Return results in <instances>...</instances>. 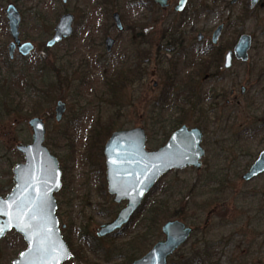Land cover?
<instances>
[{
    "label": "rangeland",
    "instance_id": "rangeland-1",
    "mask_svg": "<svg viewBox=\"0 0 264 264\" xmlns=\"http://www.w3.org/2000/svg\"><path fill=\"white\" fill-rule=\"evenodd\" d=\"M224 1L211 9L213 0H208L210 10L191 20L187 13H174L178 0H172L166 10L148 0H0V197L13 188V167L24 162V156L16 150L17 144L32 141L29 120L42 117L47 126L46 145L57 156L63 171V187L56 194L58 217L66 224V233L71 232L74 248H83V253L94 262L120 264L119 259H111L112 249L146 229L147 220L143 217L147 209L164 200L172 208H181L183 221L197 230L175 256L173 264L205 244L216 253L220 264H264V174L249 182L242 179L264 149V0L253 14L248 13L251 0H238L235 5H229L230 0ZM9 3L16 4L22 14V40L33 42L38 53L46 48L59 18L66 12L75 16L73 37L46 52L47 71L52 76L49 75L45 86L52 99L50 104L46 102L47 108L42 113L51 110L48 118L32 114L35 98L25 95L26 81L19 76L22 66H28L31 88L33 84L41 88L40 75L34 73V69L41 70L34 61L40 55L35 53L25 59L18 56L14 62H8L7 45L11 37L5 8ZM194 11L193 8L191 13ZM115 12L121 14L124 25L131 29L122 33L117 30L112 17ZM221 23L226 25L221 46L236 43L242 34L251 35L253 42L248 62L236 61L222 81L205 83L206 90H214L206 103L214 111H209L210 123L204 130L202 145L206 155L202 168L172 170L163 175L150 191L151 196L147 194L145 212L125 233L114 239L98 238L100 225L114 218L107 216V211L116 208L119 211L125 204H116L108 192L106 159L100 148L104 154L109 138L102 132L112 127L110 123L114 131L143 127L148 134L147 150H157L167 143L173 131L157 122L158 100L168 88L175 92L184 90L187 74L196 71L194 67L187 68L185 50L181 56L178 50L168 52L160 48L168 45L173 32H185L186 47L195 41L199 31L210 42L212 32ZM107 36L117 40L110 54L104 43ZM26 59L32 60L31 64L24 65ZM126 70L136 72V76L121 91L106 85L111 77L118 81L115 77ZM11 75H16L15 82ZM224 90L228 93L225 98H214ZM8 94L10 98L5 97ZM12 97L14 104L22 105L16 112L14 104L7 105ZM59 100L67 104L61 122L55 120ZM227 100L231 103L227 104ZM173 112L170 110L162 117H180ZM214 208L216 212L211 216ZM219 241L222 244L211 248ZM26 247L21 235L9 233L0 241V264H11ZM101 250L104 252L100 253ZM106 253L109 260L105 259ZM65 264L76 261L72 258Z\"/></svg>",
    "mask_w": 264,
    "mask_h": 264
},
{
    "label": "water",
    "instance_id": "water-1",
    "mask_svg": "<svg viewBox=\"0 0 264 264\" xmlns=\"http://www.w3.org/2000/svg\"><path fill=\"white\" fill-rule=\"evenodd\" d=\"M67 0H64L66 2ZM260 0H253V4ZM156 4L166 8L168 0H154ZM188 0H180L177 11L185 9ZM9 31L13 38L8 45L11 58L16 48L24 55L34 50L32 42L22 43L20 27L22 15L18 6L9 3L5 8ZM113 21L118 31L124 30L119 12L113 14ZM75 16L64 13L54 27L53 35L47 42L53 48L74 34ZM223 29L219 26L214 36V43ZM116 40L107 37L106 51L111 53ZM251 37L242 36L235 48L239 59H248ZM233 53L226 55L225 67L232 66ZM67 112V104L59 100L55 106V120L61 122ZM32 130V141L28 144H17V151L24 156V162L13 167L14 186L9 194L0 197V241L15 231L27 244L11 264H64L73 254L63 237L62 229L66 225L60 223L57 215L58 203L55 194L63 186V171L57 156L46 145L47 126L43 118L34 117L29 120ZM203 131L198 127L181 126L168 142L155 151L146 148L147 134L144 128L136 127L114 131L104 146L106 159V178L108 192L114 197L116 204H126L116 217L97 230L99 238H105L127 226L135 213L143 205L147 194L154 188L159 179L172 170L186 168H202L205 150L202 147ZM264 174V149L257 159L242 175L246 182ZM164 238L158 241L143 256L130 264H169V259L185 245L193 233V229L179 219L167 221L162 226Z\"/></svg>",
    "mask_w": 264,
    "mask_h": 264
},
{
    "label": "trees",
    "instance_id": "trees-1",
    "mask_svg": "<svg viewBox=\"0 0 264 264\" xmlns=\"http://www.w3.org/2000/svg\"><path fill=\"white\" fill-rule=\"evenodd\" d=\"M149 3L153 4L152 0H148ZM47 53L42 54L40 58L35 62V65L39 64V68L43 70V73L41 74V70L34 69V73L37 75H40V84L41 88H36V84H33L32 91L30 92L29 95L31 96V99H34V102H36V106L33 108L34 110L32 111V114H37L40 116H45L46 118L50 117L52 115L51 110H49L46 113H42V110L47 108V103L50 104V99L51 95H49L50 91L48 86L46 87V81L49 79V75L52 76L50 73L47 71ZM34 65V66H35ZM45 70V71H44ZM202 70V69H201ZM56 71V66L52 68V72ZM201 73L200 75H202ZM118 76V77H117ZM115 78L118 80L116 81L114 78H110L106 85H113L111 87L116 88L117 92L121 91L120 89L125 87L124 85L130 82V79L132 80V77L136 76V72L132 70H126L123 72L118 73ZM49 77V78H48ZM173 92V94H171ZM6 98H10L9 94L5 96ZM14 99L15 97H12L9 99L7 105L14 104ZM201 99V95L199 93L197 94H187L185 92V89L182 91H171L170 88L166 89L164 93L161 95L160 99L158 100L157 105L159 106V109L156 110V115L157 117V122L160 124L165 125V127L169 130H172L173 132L178 129L180 126L183 124L187 123H195L196 125H200V118L201 115L199 113L202 112V106L199 104ZM38 101V102H37ZM186 101L190 102L193 104L194 108L191 109H186ZM16 104V105H15ZM13 105V109L16 112L17 109L22 108L21 104L16 102ZM48 104V105H49ZM182 104V106H180ZM200 105L201 108H197ZM170 110H174V112H178V116L176 118H164L162 117L163 114L168 115ZM173 112V113H174ZM49 114V115H48ZM195 116H194V115ZM194 117L193 121L190 120V117ZM167 117V116H165ZM196 120V121H194ZM112 127L108 128L106 127L102 135L106 133V137L109 138L111 134L114 132V126L113 124L110 123ZM97 135H101V132H95ZM89 148L92 149V142L89 143ZM100 153L101 155L103 154V148H100ZM151 196V194H149ZM149 196L144 200V203L140 210L135 214V217L133 218V221L140 216L141 213L145 212V207L147 206V201L149 199ZM205 202V201H204ZM206 204H209L210 202H205ZM118 213L117 208L116 209H109L106 213L107 216H110L111 218L115 217ZM147 221L146 223V229L143 231L137 233L131 240L128 242L123 243L122 245L115 247L112 249L113 251V257L111 259H119L120 264H130L131 262L135 261L136 259L140 258L142 255H144L156 242L162 239L163 235L160 234L162 233L160 231V226L161 224L165 223L168 220L171 219H180L184 220V215H183V210L177 209V208H172L167 205V202L164 200H159L156 201L155 203L151 204V207L147 209V214L145 217H143ZM133 221L131 223H133ZM131 225V224H130ZM129 228L125 227L123 230L118 231L114 233L111 237L109 238H115L121 236L123 233H125V230ZM68 229H65L62 231L65 240L69 244L73 255L74 259L76 261V264H99L98 262H94L88 255L83 253V248H79L81 250H76L74 247L75 245L72 242L71 239V232L69 231V234H67ZM19 236L18 233L15 232ZM158 238V239H157ZM160 238V239H159ZM98 240V239H97ZM95 248V247H93ZM211 248H215V245H213ZM94 251H96L94 249ZM104 250H101L100 253H103ZM106 260H109V257L107 253L105 254ZM174 257H171L169 259V264H173ZM217 257L215 256L214 252L210 249V247L202 246L200 249H195L193 252L190 254L184 255L183 260L179 261L180 263L178 264H220V261L216 260Z\"/></svg>",
    "mask_w": 264,
    "mask_h": 264
},
{
    "label": "flooded vegetation",
    "instance_id": "flooded-vegetation-1",
    "mask_svg": "<svg viewBox=\"0 0 264 264\" xmlns=\"http://www.w3.org/2000/svg\"><path fill=\"white\" fill-rule=\"evenodd\" d=\"M153 1V4H156L155 2H154V0H152ZM171 1L172 0H168V6L166 7V8H163V7H161L159 4H156L158 7H159V9H162V10H166V9H168L170 6H171ZM179 1L180 0H178V3L176 4V6H175V8H174V10H175V14L176 13H178V14H185V13H187L188 15H190V18L189 19H193L194 17H196V16H198V15H200V13H203V12H208L209 10H210V7H209V4H208V0H206L205 1V3L204 4H198V3H194L195 2V0H188V2H187V4H186V7H185V9L183 10V11H181V12H178L177 11V6H178V4H179ZM262 1L263 0H260L258 3H256V4H253V0H251V3H250V10L248 11V13L249 14H253V10H255L258 6H260V7H262ZM223 2H225L224 0H213V5L211 6L212 8L211 9H213V7L214 6H217V5H219V3H223ZM236 3H239L238 2V0H230L229 1V5H235ZM192 8V11H193V8L194 9H196V11H194L193 13H191L190 12V9ZM21 13V12H20ZM22 15V14H21ZM122 17V16H121ZM189 17V16H188ZM7 19V18H6ZM189 19H188V21H189ZM122 20H123V18H122ZM22 21H23V17H22ZM75 23V22H74ZM190 23V21L188 22V24ZM7 24H8V21H7ZM123 24H124V22H123ZM221 25H223V29H222V31H221V34H220V36H219V38H218V41H217V43H214V36H215V33H216V31H217V29L219 28V26H221ZM225 24L224 23H221V24H219L216 28H215V30L212 32V34H211V40H210V42H207V40H206V36L204 35V33L202 32V31H199L198 33H197V36H196V39H195V41L193 40L192 42H191V44H190V46L189 47H186L185 46V41H186V38L187 37H185V39H184V33L183 34H176V33H172V36H171V38L169 39L168 37V45H166V46H164V47H161L160 49H164L165 51H168V52H173L174 50H178V54L179 55H181V56H183V51L185 50V52H187V54H188V59H187V68H193V70L194 71H196L195 73H193V72H189V73H191V74H187L188 76H186V80H187V82L185 83V92L187 93V94H197V93H199L200 95H201V99H200V102H199V104L202 106V112L201 113H199L200 115H201V118H200V125H196L195 123H187V124H183V125H187L190 129L191 128H193V127H198V128H200L202 131H203V139H204V130H206L207 129V126H208V124L210 123V121H209V111H210V113L212 112V111H214V109L213 110H210V108L212 109V106H209V107H207L206 106V103H207V101L208 100H210V99H208V96L209 95H211V94H214V90L213 89H210V90H206L205 88L207 87V85L205 84V83H207V81H209V82H219V81H222L223 80V75L227 72V71H230L233 67H234V63L236 62V61H241V62H248L249 61V52H250V50H251V47H252V42H253V38H252V36L251 35H249V34H242L239 38H238V40H237V42L235 43V42H231V43H228L227 45H223V46H221L220 45V39H221V36H222V34H223V31H224V29H225ZM21 28H22V22H21V27H20V40H21V42L22 43H25V42H31V41H24V40H22V37H21ZM128 30V29H131L130 27H128V26H125L124 25V30L122 31V32H124L125 30ZM143 29V28H142ZM8 30H9V27H8ZM74 32H75V29H74ZM120 32V31H119ZM122 32H120V33H122ZM140 33H142V34H144V32H140ZM9 34H10V37H11V41L8 43V45L12 42V40H13V38H12V36H11V33H10V31H9ZM186 34H187V32H186ZM53 35V34H52ZM74 35V34H73ZM244 35H248V36H250L251 37V46H250V48H249V50H248V59L246 60V61H244V60H242V59H239L238 57H237V55H236V53H235V48L237 47V45L239 44V42H240V39L242 38V36H244ZM73 37V36H72ZM107 37H109V36H107ZM107 37H106V39H107ZM110 37H112V36H110ZM112 38H114V37H112ZM70 39V38H69ZM106 39H105V42H106ZM115 40H116V38H114ZM68 39H66V40H64V41H67ZM63 41V42H64ZM63 42H61V43H63ZM104 42V43H105ZM33 43V42H32ZM60 43V44H61ZM116 43H117V40H116ZM116 43H115V45H116ZM8 45H7V55H8V62H14L15 60H16V58L18 57V56H20L21 58H23V59H25V58H28L29 56H31V55H33V54H35V53H38V50L36 49V46H35V44L33 43V45H34V50L29 54V55H27V56H24L20 51H19V48L17 47L16 48V50H15V52H14V57L13 58H11L10 57V55H9V52H8ZM59 45V44H58ZM115 47V46H114ZM54 48V47H53ZM105 48H106V46H105ZM48 49H52V48H48L47 47V43H46V48L45 49H42L41 51L39 50V55L40 56H42V54H44V53H46L47 52V50ZM114 49V48H113ZM113 51V50H112ZM107 52V51H106ZM229 52H232L233 53V56H232V66L230 67V68H226L225 67V63H226V55L229 53ZM41 53V54H40ZM108 53V52H107ZM112 53V52H111ZM108 54H110V53H108ZM190 55H192V57H194V59L193 58H191L190 57ZM39 56V57H40ZM39 57L37 58V60L39 59ZM190 59H192L191 61H190ZM34 60V59H33ZM37 60H34L35 62L37 61ZM148 60V62H149V59H147ZM147 60H146V63H148L147 62ZM32 61V60H31ZM31 61H27V59L26 60H24V65H27V64H31ZM22 70H21V73H20V78H23V80H25L26 81V85H25V95H29L30 94V92L32 91V88H31V85H32V80H31V77H32V74H30V76H29V73L31 72H29V70L27 69L28 68V66H26V67H24V66H22ZM13 69V68H12ZM202 69V70H201ZM29 72V73H28ZM201 73H203L202 75H200ZM12 76V80L15 82V80H16V75L14 76V75H11ZM34 76V75H33ZM10 83L9 84H11V85H15V84H13V81H11V80H8ZM16 86V85H15ZM29 93V94H28ZM245 93V88L243 87L242 88V94H244ZM228 93H225V90L223 91V92H221V94H216V95H214V98L216 99V98H220L219 100H221V98H225L226 97V95H227ZM230 95L231 96H233L234 95V92H231L230 93ZM213 99V98H212ZM231 102L230 101H228L227 100V104H230ZM197 105V106H199V107H197V108H201V106L200 105ZM212 105V104H211ZM191 108H194L193 107V104H191L190 102H188V101H186V109H191ZM194 115V114H193ZM195 116V115H194ZM42 118V117H41ZM44 119V118H43ZM195 119V118H194ZM45 121V120H44ZM46 123V122H45ZM190 124H193L192 126H190ZM182 125V126H183ZM181 127V126H180ZM179 127V128H180ZM143 128V127H142ZM178 128V129H179ZM145 129V128H144ZM178 129H176L175 131H177ZM146 131V130H145ZM174 131V132H175ZM173 132V133H174ZM172 133V134H173ZM146 134H147V132H146ZM171 134V135H172ZM171 137V136H170ZM169 137V138H170ZM147 140H148V134H147ZM169 140V139H168ZM168 140H167V142H168ZM166 144V143H165ZM164 144V145H165ZM202 144H203V140H202ZM163 145V146H164ZM202 147H203V145H202ZM204 148V147H203ZM159 149V148H158ZM205 150V149H204ZM149 151H155V150H149ZM205 155H206V151H205ZM257 159V158H256ZM255 159V160H256ZM252 165V164H251ZM191 168V167H190ZM263 175V174H262ZM261 176V175H260ZM13 183H14V181H13ZM14 186V185H13ZM12 190V189H11ZM122 205V204H121ZM216 212V208H214L212 211H211V213H210V215L212 216L214 213ZM178 219V218H177ZM173 220V219H172ZM180 220V219H179ZM183 221V220H182ZM207 221H208V219H207ZM207 225V224H206ZM189 226V225H188ZM189 227H191V226H189ZM192 229H193V233H192V235L190 236V238H189V240L192 238V236H193V234L194 233H196L197 232V230L195 229V228H193V227H191ZM205 228H206V226H205ZM108 237H110V236H108ZM189 240H188V242H189ZM187 242V243H188ZM186 243V244H187ZM185 244V245H186ZM220 244H222V241H219V242H217V243H214V245L216 246V245H220ZM185 245H183L182 247H180L179 248V250L177 251V252H175L174 253V255L172 256V257H174V256H176L177 254H178V252L179 251H181V249L185 246ZM215 254V256L217 257V255H216V253H214Z\"/></svg>",
    "mask_w": 264,
    "mask_h": 264
},
{
    "label": "snow or ice",
    "instance_id": "snow-or-ice-1",
    "mask_svg": "<svg viewBox=\"0 0 264 264\" xmlns=\"http://www.w3.org/2000/svg\"><path fill=\"white\" fill-rule=\"evenodd\" d=\"M0 234H2V233H0Z\"/></svg>",
    "mask_w": 264,
    "mask_h": 264
}]
</instances>
